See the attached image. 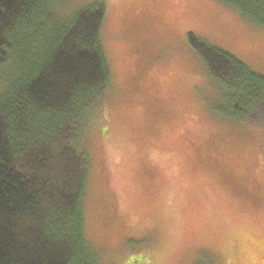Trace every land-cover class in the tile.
I'll return each mask as SVG.
<instances>
[{"label":"rangeland","instance_id":"374dc122","mask_svg":"<svg viewBox=\"0 0 264 264\" xmlns=\"http://www.w3.org/2000/svg\"><path fill=\"white\" fill-rule=\"evenodd\" d=\"M101 1L111 83L85 136L84 198L100 264H264V125L224 116L187 39L264 76V27L220 0Z\"/></svg>","mask_w":264,"mask_h":264},{"label":"trees","instance_id":"16d2710c","mask_svg":"<svg viewBox=\"0 0 264 264\" xmlns=\"http://www.w3.org/2000/svg\"><path fill=\"white\" fill-rule=\"evenodd\" d=\"M220 1L264 27V0ZM71 4L0 0V264H100L85 233V136L111 83L105 4ZM187 39L223 95L224 116L264 125V76Z\"/></svg>","mask_w":264,"mask_h":264}]
</instances>
